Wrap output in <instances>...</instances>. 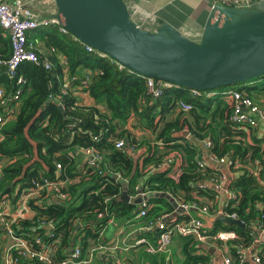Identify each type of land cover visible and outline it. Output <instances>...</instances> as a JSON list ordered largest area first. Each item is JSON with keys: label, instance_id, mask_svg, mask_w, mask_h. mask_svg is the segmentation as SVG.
Masks as SVG:
<instances>
[{"label": "trees", "instance_id": "obj_1", "mask_svg": "<svg viewBox=\"0 0 264 264\" xmlns=\"http://www.w3.org/2000/svg\"><path fill=\"white\" fill-rule=\"evenodd\" d=\"M34 36L39 38V63L23 61L12 78L7 74V66L0 65V85L7 96L14 97L20 90L18 109L3 126L4 139L0 142V199L4 194H16L18 185L29 187L31 179L42 171L55 178L57 163H61L59 179L67 180L65 190L70 192L71 199L33 205L37 209L36 219L45 215L55 223L53 238L46 230L41 232L46 240H57L56 260H63L71 246L81 247L82 258L94 248L98 254V247L106 244L104 233L111 219L117 225L136 221L138 206L121 198L125 186L129 195L138 193V185L154 194L149 199L152 207L141 225L174 210L162 193L177 202L208 205L214 212L213 203L220 193L201 183L219 177L222 172L212 165H199L198 160L208 150L216 158L228 157L237 165L238 176L231 184L237 199L230 202L226 211L236 213L244 224L218 220L210 232L236 231L237 238L228 243L230 256L234 264H252L240 261L239 255L243 248L254 245L255 236L264 228V136L260 137L253 127L231 120L234 100L224 94L194 95L192 90L177 85L163 87L160 96L153 97L144 76L120 69L113 59L88 51L79 39L61 33L57 24L38 28ZM11 54V38L0 25V58L8 60ZM19 78L23 81L19 82ZM66 81L68 87L64 90ZM241 85L237 88L264 108V76ZM83 92L93 98L94 104L79 100ZM180 100L193 107L188 111L180 109ZM10 101L13 105L14 101ZM137 129L149 135L138 137ZM184 131L200 142L210 140L212 145L203 149L182 135ZM119 140H125L123 149L116 146ZM88 147L96 148L102 155L99 167L89 166L83 160V150ZM170 154L178 161L177 167L159 168ZM32 226L29 220L15 224L17 233ZM5 233L0 225V253L7 242ZM141 235L155 242L159 233L141 231ZM138 245H143V250L135 264L169 263L166 253L150 254L145 244ZM203 250V244L194 237L177 236L171 244L170 261L214 264L209 251ZM97 254L92 264H117L118 260L105 251L103 258ZM260 254L264 264V246Z\"/></svg>", "mask_w": 264, "mask_h": 264}, {"label": "built area", "instance_id": "obj_2", "mask_svg": "<svg viewBox=\"0 0 264 264\" xmlns=\"http://www.w3.org/2000/svg\"><path fill=\"white\" fill-rule=\"evenodd\" d=\"M41 1V0H40ZM128 4L130 13L133 5H136L135 0H125ZM213 7L216 4H222L234 8H250L260 6L264 0H210ZM132 18V16H131ZM52 24H57L51 17H40L34 8L29 6L22 0H12L7 2L0 0V25L6 30L11 38L12 54L8 60H2L0 58V65L5 64L7 66V74L9 78L15 76L16 69L23 61H32L39 63L40 56L37 50V44L39 38L35 37V31L40 27H48ZM137 24V23H136ZM58 25V24H57ZM138 26L151 29L149 21L137 24ZM59 26V25H58ZM59 31L63 34H69L67 30L59 26ZM86 49L90 52L97 53L102 57H107L103 52L86 45ZM49 67V63L45 62ZM120 69L124 67L117 63ZM67 80V77H65ZM23 79L19 78V82ZM149 93L153 97L160 96L162 88L166 86H172L173 84L154 79L151 77L146 78ZM68 87V81L65 83L64 90ZM220 90L206 92L209 96L217 94H224L225 97H229L234 100L235 107L231 120L241 126H250L257 128L261 123H264V108L254 102V100L240 91L238 88H229L223 91ZM20 90L14 97H8L3 85H0V142L4 139L3 126L14 118L18 109V98ZM86 93V92H85ZM194 95H202L204 92L193 90ZM14 104H11V101ZM193 106L191 103L184 100H180L179 108L188 111ZM188 137V136H187ZM206 148L212 145L210 140L204 142ZM118 148L123 149L125 147V140H119L116 143ZM87 156L88 165L92 167H99L103 157L100 152L94 147H88L83 150ZM130 152H133L132 149ZM264 159V155H263ZM201 167H206L214 164H225L232 173L231 177L221 174L217 178H211L209 181H202V186H211L218 193H220L218 199L213 203L215 206V216H226L230 219H239L236 213H228L226 207L231 201L237 199V193L231 189V184L238 176L236 171L237 165L228 158H216L214 155L208 152L207 157L200 158L198 160ZM175 165L177 167L178 161L173 155L165 157L164 161L160 164L159 168L165 169ZM0 168V175H1ZM61 163H57V178L49 177L45 172H41L39 176L31 179L29 187H21L18 185V191L13 196L10 194H4L0 199V225L5 228V236L11 239V242L6 247L5 255L3 256L1 264H25L30 261H36L39 264H89L96 256L95 249L90 250L87 257L82 258V250L80 246H72V250L66 254L65 258L61 261H57L55 258L56 241L46 240L41 230H46V233L51 238L55 236L54 229L55 223L53 219H49L47 216H41L36 219L37 209L33 206H42L45 201L51 202H64L71 199L70 192L66 191L67 180L59 179L61 176ZM257 174V173H256ZM258 175V174H257ZM259 176V175H258ZM121 178L120 175H117ZM1 179V177H0ZM127 181V179H123ZM261 181V178H260ZM138 193L135 195H129L130 200L136 199L139 196L145 197L150 193L144 191L139 185L136 187ZM225 196V203L223 207L218 206V201L221 194ZM108 198L106 199V201ZM133 203V202H132ZM135 204V203H134ZM183 210L178 211L176 208L172 212L164 213L156 219L149 220L146 224H142V220L147 216L152 204L149 203V199L143 200L140 204L139 212L136 216V220L139 221V232H150L151 230L158 231L159 235L155 242H151L146 237H141L136 241V244H145L146 250L150 254L166 253L168 264H176L170 261L172 256L171 244L177 236H192L197 239L203 246L209 243L221 242L226 247L224 254V264H234L232 257L230 256L228 243L231 240L237 238V233L234 230H218L216 233L211 234L210 228H207L206 222L203 216H207L213 213L208 205L187 204L178 202ZM197 210L199 214H194L193 211ZM102 217V214L99 215ZM29 220L33 226L30 230L17 233L15 224L20 225V222ZM242 222V221H241ZM111 224H115L114 220H110ZM243 223V222H242ZM260 228V227H258ZM257 228V229H258ZM38 229L40 231L35 232L33 230ZM104 233V232H103ZM102 233V234H103ZM253 234V232H252ZM264 246V228L259 231V235L255 236L254 245L247 248H243L239 255L240 261H249L252 264H263L260 250ZM105 245L98 247L97 256L103 258ZM208 250L207 247L204 248ZM203 250V252H205ZM104 264H112L110 261H106ZM117 264H129L127 260L121 259L117 261ZM150 264V263H145Z\"/></svg>", "mask_w": 264, "mask_h": 264}, {"label": "water", "instance_id": "obj_3", "mask_svg": "<svg viewBox=\"0 0 264 264\" xmlns=\"http://www.w3.org/2000/svg\"><path fill=\"white\" fill-rule=\"evenodd\" d=\"M51 16L59 26L83 44L103 52L129 71L190 90L209 92L231 88L264 76V7L234 8L216 4L199 40L161 23L156 29L138 26L125 0H55ZM188 136L201 148L190 132ZM205 182V181H203ZM154 194L139 196L140 204ZM183 210L174 197L160 194ZM122 200L129 201L125 186ZM140 209V206L137 208ZM227 224L244 225L239 219L218 216ZM72 250V246L70 248ZM211 252H213L211 250Z\"/></svg>", "mask_w": 264, "mask_h": 264}, {"label": "crops", "instance_id": "obj_4", "mask_svg": "<svg viewBox=\"0 0 264 264\" xmlns=\"http://www.w3.org/2000/svg\"><path fill=\"white\" fill-rule=\"evenodd\" d=\"M11 2L12 0H5ZM40 14V17H51L56 15L58 9L55 0H22ZM136 5L131 8V16L135 23L140 24L144 21H149L151 29H156L161 23L168 22L174 27L181 30L186 36L199 40L202 36L204 26L208 20L209 14L213 8L210 0H135ZM264 7V2L260 4ZM86 105L94 104L93 98L88 93H81L80 99ZM255 132L260 136H264V123L259 127L254 128ZM138 137L149 135L137 129ZM185 132V131H184ZM184 132L182 135H184ZM264 145V142H263ZM208 150H204L203 157H207ZM83 160H87V156L83 155ZM3 166V161L0 159V168ZM214 168L221 171L228 177L232 176L231 171L225 164H214ZM224 194V193H222ZM225 200L221 196L218 201V206L222 207ZM194 214H199L197 210L193 211ZM207 228L212 229L217 220L214 212L203 216ZM140 227L139 221L128 223L125 225L111 224L104 233L105 253L110 255L113 260H129L134 264L141 255L143 245L136 244V241L143 237L138 228ZM7 242L2 248L0 253V264L2 263L3 256L6 252V247L11 242V239L6 238ZM138 245V246H136ZM208 249L212 255L214 264H224V254L226 247L217 243H209L203 246ZM211 250L213 252H211ZM135 261V262H134ZM94 259L92 260V264ZM143 264V263H142Z\"/></svg>", "mask_w": 264, "mask_h": 264}, {"label": "rangeland", "instance_id": "obj_5", "mask_svg": "<svg viewBox=\"0 0 264 264\" xmlns=\"http://www.w3.org/2000/svg\"><path fill=\"white\" fill-rule=\"evenodd\" d=\"M241 84H239V85H236V86H234V87H231V88H233V89H235V88H237V87H239ZM242 86V85H241ZM230 88V89H231ZM227 89H229V88H227ZM217 92H220V91H217ZM253 100L255 101L256 99L255 98H253ZM221 196L223 197V199H225V196L223 195V194H221ZM224 206V203L222 204V207Z\"/></svg>", "mask_w": 264, "mask_h": 264}]
</instances>
